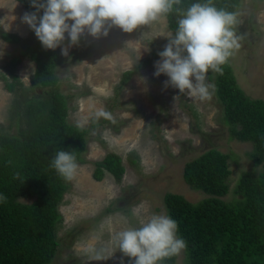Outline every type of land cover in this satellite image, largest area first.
<instances>
[{
  "label": "rangeland",
  "instance_id": "1",
  "mask_svg": "<svg viewBox=\"0 0 264 264\" xmlns=\"http://www.w3.org/2000/svg\"><path fill=\"white\" fill-rule=\"evenodd\" d=\"M25 13L16 0H0V30L33 41L35 32L22 22ZM235 13L239 23L234 30L243 39L229 64L240 88L252 98L264 99V0H241ZM174 34L161 16L132 33L118 27L99 39L85 33L80 41L93 46L90 55L79 61L70 53L62 55L56 72L60 90L68 97V121L87 130V148L75 178L66 181L68 189L59 205L62 221L56 227L59 246L49 264H120L121 259L130 264L132 258L119 250L107 260L95 261L88 249L114 248V236L120 230L138 228L140 220L152 214L167 215L163 205L167 192L181 194L191 202L208 196L190 187L182 175L184 164L207 149L230 155L229 188L221 198L230 201L237 197L233 187L252 165L247 155L252 144L230 137L215 91L210 100L201 101L170 85L165 87L166 74L154 75L161 57L153 58L151 52L164 50L167 36ZM65 35L62 48L70 44ZM21 51L19 45L0 38L1 131H14L8 125L15 97L4 89L1 76L12 81L4 65ZM33 70V62L27 58L14 68L21 88L30 87ZM125 70L133 74L118 89ZM206 83L213 84L212 78ZM99 110L110 113L112 119L97 120ZM109 152L122 157V178L116 181L105 172L102 180L96 181L92 178L93 162ZM130 153L133 164L127 157ZM176 264H187L185 250L176 255Z\"/></svg>",
  "mask_w": 264,
  "mask_h": 264
},
{
  "label": "trees",
  "instance_id": "2",
  "mask_svg": "<svg viewBox=\"0 0 264 264\" xmlns=\"http://www.w3.org/2000/svg\"><path fill=\"white\" fill-rule=\"evenodd\" d=\"M16 1L26 12L36 11L31 0ZM198 2L205 0H182L176 7L186 9ZM213 3L235 13L241 0ZM39 15H43L42 10ZM164 17L167 28L176 33L177 12ZM0 38L22 49L4 65L12 81L1 76L4 89L15 97L8 125L14 131L0 130V195L7 197L6 202H0V264H49L59 246V205L68 189L66 180L51 167L52 159L57 150H65L74 152L77 163L83 162L87 130L68 121V97L60 90L56 72L62 47L45 49L36 35L30 41L3 30ZM93 49L80 41L69 53L79 61ZM160 51L152 50L151 56H159ZM26 58L34 64L28 89L21 88L14 74V68ZM221 67L222 74L212 71L207 78L215 85L230 137L252 144L247 154L252 165L236 180L233 193L237 197L224 201L221 197L229 188L230 155L207 149L184 164L182 175L190 187L208 196L191 202L181 194L167 192L163 205L178 223V236L187 242V264H264V99L252 98L240 88L229 60ZM132 74V70L121 73L118 89ZM127 157L135 163L132 153ZM93 165L92 178L96 181L102 180L105 172L120 181L125 171L122 157L113 152ZM17 172L20 178L13 179ZM162 264H176V256Z\"/></svg>",
  "mask_w": 264,
  "mask_h": 264
},
{
  "label": "clouds",
  "instance_id": "3",
  "mask_svg": "<svg viewBox=\"0 0 264 264\" xmlns=\"http://www.w3.org/2000/svg\"><path fill=\"white\" fill-rule=\"evenodd\" d=\"M182 0H31L35 12H26L22 22L30 26L45 49L61 47L67 38L70 44L61 54L69 56V48L78 45L85 33L99 39L107 37L113 27L132 33L176 11L179 19L174 35L158 55L155 76L166 74L171 86L190 98L210 100L215 85L206 83L209 70L222 74V65L241 48L242 36L237 35V13L217 8L213 0L193 3L186 9L177 8ZM43 11V15L39 13ZM72 21V23H69ZM146 80V78H141ZM98 120L112 119L99 110ZM115 121L113 120V123ZM264 140V136L261 137ZM51 167L66 181H72L79 165L74 152L57 150ZM16 173L13 179H19ZM7 197L0 195V202ZM178 223L166 214H152L140 220V226L127 227L114 236V248L88 249L91 260L113 257L116 250L132 258L130 264H162L167 258L179 255L187 242L178 236ZM120 264H123L121 259Z\"/></svg>",
  "mask_w": 264,
  "mask_h": 264
}]
</instances>
